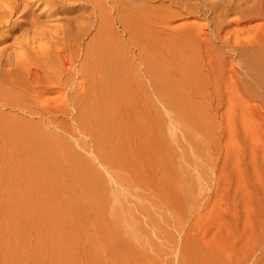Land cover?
<instances>
[{
	"label": "bare ground",
	"instance_id": "obj_1",
	"mask_svg": "<svg viewBox=\"0 0 264 264\" xmlns=\"http://www.w3.org/2000/svg\"><path fill=\"white\" fill-rule=\"evenodd\" d=\"M168 1L181 9L195 4ZM240 2L250 3L253 15L260 4L264 9V0ZM218 3L223 7L218 17L235 7L232 0ZM61 13L72 15L59 24ZM179 15L148 0H0V264H158L151 228L136 212L146 215L155 234L166 237L165 217H158L155 207L184 214L197 180L185 165L193 157L178 158L171 147L174 129L186 127L185 137L207 161L204 136L192 133L211 137L213 121L202 99L240 98L236 82L253 89L249 96L262 87L259 71L249 80L226 77L212 34L197 32L204 24L170 26L169 18ZM222 22L217 20L219 32ZM263 27L249 28L251 36L239 44L251 59L264 50ZM253 64L252 70L260 66L257 60ZM51 79L69 90L60 95L62 106L37 109L33 103L25 112L75 117V126L66 130L73 134L77 127L91 136L94 149L74 140L85 155L65 136L45 131L51 122H22L1 111L6 104L15 108L20 98L32 100L31 88ZM103 125L110 130L100 131ZM117 135L119 145L113 141ZM134 136L141 157L131 148ZM145 159L153 163L141 170ZM93 161L110 165L112 180L121 186L146 185L161 169L168 195L155 197L151 205L136 201L130 206L125 190ZM181 264L192 259L183 257Z\"/></svg>",
	"mask_w": 264,
	"mask_h": 264
},
{
	"label": "rangeland",
	"instance_id": "obj_2",
	"mask_svg": "<svg viewBox=\"0 0 264 264\" xmlns=\"http://www.w3.org/2000/svg\"><path fill=\"white\" fill-rule=\"evenodd\" d=\"M201 1L203 0H191L195 4L186 3L181 9L179 4L169 6L168 0H148L153 7L163 5L171 11H179V16L169 18L170 26L193 24L198 27L204 24V28L197 29V32L202 37L212 34V39L215 40L212 46L220 51L226 64L225 76L249 80L250 75L255 76L254 71H259L262 87L260 92L249 96L246 94L253 92V89L236 82L234 87L241 92L242 97L202 99L213 121L211 137L208 141L207 134L194 131L192 133L195 137L204 136L207 161L201 160L202 154L197 153L193 143L185 137L186 127L174 129L177 133L176 142H170L171 147L178 158L183 154L193 157V160L187 161L185 165L188 175L197 177V180L190 187L191 199L184 206V214L181 215L166 205L155 207V214L158 217H165L164 225L169 235L165 237L155 234L151 225L147 223L146 215L141 211H137L136 215L145 226L151 228V237L158 245L155 253L158 264H181L183 257L192 259V264H264V50H260V54L251 59L252 53L242 46L239 47L244 37L251 36L247 31L249 28L263 27L264 9L260 4L258 15H253L250 3L232 0L235 7L218 17L216 13L223 9L218 3L221 0H205L206 3ZM40 11L41 8H37L36 13L40 15ZM70 15L72 14L61 13V19L55 22L62 24L65 22L63 18ZM219 18H223L220 32L217 24ZM259 36L264 40V27L259 31ZM220 39L226 40L224 46L221 45ZM255 60L260 66L257 65L258 68L252 70L251 65ZM234 69H237L235 74ZM53 81L51 79L38 85L37 91L32 87L31 90L35 91L32 100L20 98V103L15 108L6 104L1 107V111L18 116L22 122L43 124L51 122L45 126V131L58 137L65 136L67 141L85 155L86 152L79 148L74 140L79 138L94 149L91 145V136L77 127L73 134H68L66 130V125L75 126V117L48 112L34 114L25 112L33 103V107L37 109L44 104L49 107L62 104L60 95L64 91L68 94L69 90L63 85H55ZM230 89L228 87V90ZM223 90H227V87ZM191 99L200 100V97L193 96ZM231 109L234 111H230ZM171 122L172 119H167V126H171ZM106 130L110 129L105 125L100 127V131ZM106 135L108 138L111 137L109 133ZM119 136L121 135L113 137V141L118 145ZM136 139L138 138L134 136L131 148L136 156L141 157L143 153ZM93 163L116 188L122 187L125 190L126 203L130 206H134L136 201L138 204L151 205L155 197L164 198L168 195L167 187L161 183V180L165 181L166 173L161 169H157L153 176L146 179V185L121 186L112 180L110 165H103L97 161ZM152 163L146 160L140 164L139 169L146 170ZM199 168L202 170L201 174L198 172ZM116 170L119 171V167H116ZM181 192L180 188L178 193ZM178 218L180 219L177 223Z\"/></svg>",
	"mask_w": 264,
	"mask_h": 264
}]
</instances>
